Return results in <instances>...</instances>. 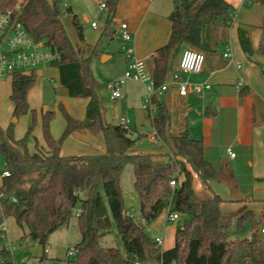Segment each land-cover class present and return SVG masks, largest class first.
Masks as SVG:
<instances>
[{
    "label": "trees",
    "instance_id": "1",
    "mask_svg": "<svg viewBox=\"0 0 264 264\" xmlns=\"http://www.w3.org/2000/svg\"><path fill=\"white\" fill-rule=\"evenodd\" d=\"M120 1L107 0L108 22ZM7 13L23 24L35 42L59 55L52 66L59 71L61 85L71 98L88 99V104L83 120L71 116L60 104L65 127L58 139L51 132L56 112L44 113L46 152L30 153L27 148L36 124L35 112L32 127L19 140L13 137V124L7 130L0 125V159L10 174L2 177L0 185V226L13 217L20 227L28 228L32 241L44 246L52 233L69 225L76 216L81 240L75 245V257L64 264H232L236 255L245 251L251 264H264V241L258 234L253 212L224 214L221 205L225 200L220 195H201L195 186L197 177L209 190L211 183H228L235 189L231 166L227 162L220 168L213 166L204 157L203 142L192 138L188 131L169 135L170 113L164 102L156 107L155 137L168 148L165 164L156 165L151 153H130L141 137L133 139L131 128L104 122L102 95L91 72V57H84L75 49L63 22L64 16L70 14L80 40H84L82 24L71 8L64 10L60 0H0V15ZM234 18L235 12L225 0H174L168 17L169 39L154 52L150 70L155 86L167 80L184 46L213 52L220 44H227ZM238 34L243 52L254 57L246 32L239 30ZM260 51L264 54V47ZM36 80L35 73L13 74L14 117L30 111L28 93ZM77 131L101 133L105 151L98 155L62 156V144ZM177 157L183 159L178 161ZM129 164L135 168L134 187L144 222L135 220L124 203L121 176ZM179 172L183 175L181 181ZM173 179L178 180L175 188L171 186ZM259 181L264 183V177ZM83 192L86 197L81 196ZM79 209L82 212L77 216ZM165 211L179 213L182 222L175 231L174 247L163 251L149 235L148 226ZM246 217L253 219L251 237L228 241L232 220L237 218L241 223ZM114 224L124 252L101 244ZM11 263L12 255L0 229V264Z\"/></svg>",
    "mask_w": 264,
    "mask_h": 264
},
{
    "label": "crops",
    "instance_id": "2",
    "mask_svg": "<svg viewBox=\"0 0 264 264\" xmlns=\"http://www.w3.org/2000/svg\"><path fill=\"white\" fill-rule=\"evenodd\" d=\"M138 1L133 0L132 22L123 21L122 23H126L134 35L131 49L135 51L137 57L147 58V64L151 70L154 52L165 45L170 36L171 23L168 17L174 9V0H165L164 7L162 6L163 0H157L154 4L145 2L144 5H141L142 0ZM225 1L235 12L233 25L228 31V43L220 44L216 51L203 52L202 70L198 74L187 76L192 85H208L209 88H204L200 93L190 92L187 96H181L177 88L171 85L163 95L153 94L150 104L146 107L143 100L147 93V86L140 82L146 93L139 95L134 105L131 106L133 110L130 118L132 138L141 137L136 141V145L145 139L156 142L158 145L162 144L155 137L158 116L156 113H152L150 108H156L159 102H164L170 113L169 135L176 136L188 131L192 138L203 142L204 157L213 166L220 168L223 162H227L231 166L235 189H232L228 183H211L209 190L198 180L207 197L218 194L226 201L227 199L222 196L224 192V194H229L228 202L240 198H244V201L264 200V183L259 181L264 177V65L255 59L256 55H264L260 51V47H264V0ZM157 8L161 11L153 14L152 9ZM135 10L136 13H134ZM140 17L149 19L147 29L149 33L145 37H142L141 34L143 22L139 23L141 19H136ZM239 30L246 32L255 54L254 57L243 52L239 40ZM187 47L189 46H184L180 51L174 61L172 72L178 69L181 53ZM226 53L230 56L225 57ZM47 67L53 66L44 65L38 68L35 72L37 78H44L48 73L49 68ZM55 71L60 82L59 71L57 68ZM172 72L166 81L170 80ZM47 82L49 83V79ZM52 82L53 80L50 81V83ZM239 82L243 84L241 88L237 85ZM0 86L7 88L4 97L6 107L14 112V103L11 100V78L1 79ZM60 86L62 89L59 98L65 102L68 113L78 120H83L86 117L88 99L71 98L61 83ZM34 87L28 93L30 111L26 114L24 130L27 132L32 127L33 112H35L36 124L32 127L27 140V148L30 153L48 150L43 138L42 122L44 113L51 110L46 107L48 103L46 102L45 85L38 86L36 89ZM48 106L50 105L48 104ZM3 122L0 120V125L6 130L9 123L7 119ZM64 127L65 121L58 126L52 121L51 131L55 139L60 137ZM21 138V133L14 134L15 140ZM228 149L235 154L234 157L228 155ZM104 151L103 135L90 131L74 132L61 147L62 156L98 155ZM139 152L153 154L152 160L156 165H162L168 161V157L166 158L168 148L164 151L158 149L153 151L138 147L135 153ZM2 177L0 174V185ZM167 214L168 211L163 212L149 225V228L155 232L151 238H162L161 249L163 251L169 250L175 245L176 230H170L168 236L166 234L169 225L166 219ZM159 222L160 224L157 225ZM40 259L43 260V257ZM146 264L159 263L148 262Z\"/></svg>",
    "mask_w": 264,
    "mask_h": 264
},
{
    "label": "rangeland",
    "instance_id": "3",
    "mask_svg": "<svg viewBox=\"0 0 264 264\" xmlns=\"http://www.w3.org/2000/svg\"><path fill=\"white\" fill-rule=\"evenodd\" d=\"M60 1L62 8L64 10L71 8L73 14H76L78 16L82 24L84 33L83 41L80 40L77 34L76 28L72 23L71 15L66 14L63 18L67 34L75 49L84 57H91L90 68L95 85L99 91H103L101 107L105 123L119 124L120 118L124 114L125 116H127V118L130 119L131 115L133 114L131 106L134 105L135 100L138 99L139 95L146 93L144 86L140 82L126 80L120 87L122 97L117 100H112L110 97V92L106 89V84L107 82L112 80H120L124 76L125 70L127 68V54L124 51V48L131 49L133 47L131 43L134 41V35L132 34V38L130 40H125L123 39L122 34L117 30L119 29V25L123 21L127 23L132 22L131 16L134 6L133 0H123L116 9L115 14L113 15V18L110 20V22L107 21L109 13L108 10L105 9L104 11H101L99 8V2L106 3L107 0ZM142 1L143 2H141V5H144L145 2H152L154 4L157 0ZM164 3H166L165 0H163L162 3L163 7L165 6ZM159 11L161 10L157 8L152 9L151 12H153L154 14ZM134 13H136V10ZM136 19H141L139 23H141V21L143 22L141 30L142 37L147 36V34L149 33V31L147 30L149 27V19H144V17ZM93 22H96L98 24V28L95 29L92 27ZM47 68H49L48 73L44 76V78H37V83L34 88L36 89L38 88V86L45 85V90H47L46 102L50 106H53L51 108L50 106H48V104H46V107L48 110L51 109V111L56 112L53 123L58 126V124L61 125L62 122L65 121L63 114L60 111V104H62L64 107H66V104L65 102H63V100H61V98H59L61 96L60 90L62 89V87L60 86L58 77L55 75V68ZM47 79H49V83L52 80L53 82L49 84L47 82ZM6 92L7 88L0 86V120L1 122H3L7 119L9 126L13 124V137L14 134L21 133V137L23 138L26 135L25 133H27L24 132L26 128V114L20 116L19 118H17V122H14V118H16L14 117V112H11L6 107V99H4ZM70 106H72V104H70ZM138 147L153 151L157 149L164 151L167 149L166 145H164L163 143L161 145H158L156 142L145 139L143 142H138V144L134 149L130 151V153H135ZM182 159L183 158L181 157L176 158V160L178 161H181ZM3 170L4 163L0 159V174H2ZM178 179L179 181L183 179V175L180 174V172ZM135 180V168L133 165L129 164L125 167L121 176V189L123 192L124 203L127 210L131 214L139 217L140 204L138 194L135 191L134 187ZM195 186L197 188V191L201 195L205 194L204 189L199 184L197 177L195 178ZM81 196L86 197L87 193L83 192ZM222 196L227 199L225 203L222 204L223 206L221 208L224 214L233 213L240 215L241 213L248 210H251L253 212L254 219L257 222V227L259 229L258 234L264 241V232H261V230L264 229V200L228 202L229 194H224L223 192ZM167 217L168 214L166 216V219ZM181 222L182 220L176 222H168L169 225L166 232L167 236L170 230L174 229L175 231L181 224ZM4 224L6 228V238L4 240L5 243H13L14 246L17 247V250L13 252L14 259L17 262H25V264H56L58 260H61L66 256L67 251H69L71 248H74L75 245L81 240V234L77 226L76 216L71 219L69 225H64L54 233H52L48 237L44 246L32 241L28 236V228L26 226H24L23 228L20 227L13 217L7 218ZM159 224L160 222L157 223V225ZM252 224V217H246L241 221V223L237 218H234L229 229L227 240L238 241L250 238L253 231ZM148 232L150 236L155 235L154 230L149 228V226ZM101 244L103 247H116L124 252L122 242L115 224L113 225L112 232L102 240ZM47 245H49V250L47 253H45L44 249L47 247ZM41 257H43L42 261L40 259ZM232 264H251L248 252L245 251L238 253Z\"/></svg>",
    "mask_w": 264,
    "mask_h": 264
},
{
    "label": "built area",
    "instance_id": "4",
    "mask_svg": "<svg viewBox=\"0 0 264 264\" xmlns=\"http://www.w3.org/2000/svg\"><path fill=\"white\" fill-rule=\"evenodd\" d=\"M99 8L101 11L107 9L106 3L99 2ZM17 9L19 10V7ZM92 27L96 29L98 28V24L93 22ZM117 31L122 34L125 40L132 38L133 33L129 30L126 23H121ZM124 51L127 54V69L124 76L120 80H112L106 84V89L110 92L112 100H117L122 97L120 87L126 80L141 82L147 86V93L144 99L146 107L150 104L153 94L163 95L171 85L177 88L181 96H187L190 92L200 93L204 88H209L208 85H192L187 79L188 75L198 74L202 70L204 64V53L202 51L192 47L185 48L181 53L178 69L172 72L169 81H165L158 87L155 86L153 75L147 64V58L137 57L133 49L124 48ZM229 56L228 53L225 54V57ZM58 58L59 55L56 52L46 47L43 43L35 42L23 24L13 19L10 13L0 15V80L6 77L12 78L16 72L31 75L43 65H52ZM237 85L239 88L243 86L242 82H239ZM150 111L156 113V108H150ZM119 124L123 125L126 129L131 128V120L125 116L120 118ZM227 153L230 157L235 156L230 149L227 150ZM9 175L8 171L3 170L2 176ZM177 185L178 180L173 179L171 186L175 188ZM81 212V209L77 210L76 215L79 216ZM131 216L137 221L144 222L140 216L138 217L133 214ZM180 219L181 215L179 213H168V222H176ZM0 229L2 230V238L5 240V225H1ZM261 232H264V229ZM155 241L161 247L163 243L162 238L157 237ZM6 249L12 255L11 264H25V262L15 261L13 252L17 250V247L13 243H6ZM48 250L49 245L44 249V252L47 253ZM75 255L76 249L74 247L67 251L66 256L58 260L56 264H64L66 260L74 258Z\"/></svg>",
    "mask_w": 264,
    "mask_h": 264
},
{
    "label": "water",
    "instance_id": "5",
    "mask_svg": "<svg viewBox=\"0 0 264 264\" xmlns=\"http://www.w3.org/2000/svg\"><path fill=\"white\" fill-rule=\"evenodd\" d=\"M255 59L257 60V62L264 65V55H256ZM100 94L102 95L103 91H100ZM14 122H17V118H14Z\"/></svg>",
    "mask_w": 264,
    "mask_h": 264
}]
</instances>
